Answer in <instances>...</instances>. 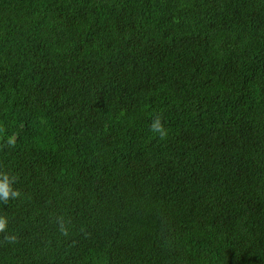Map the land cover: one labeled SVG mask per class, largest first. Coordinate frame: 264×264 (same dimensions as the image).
I'll use <instances>...</instances> for the list:
<instances>
[{
    "label": "trees",
    "instance_id": "16d2710c",
    "mask_svg": "<svg viewBox=\"0 0 264 264\" xmlns=\"http://www.w3.org/2000/svg\"><path fill=\"white\" fill-rule=\"evenodd\" d=\"M0 172V264H264V0H0Z\"/></svg>",
    "mask_w": 264,
    "mask_h": 264
},
{
    "label": "clouds",
    "instance_id": "9594fccd",
    "mask_svg": "<svg viewBox=\"0 0 264 264\" xmlns=\"http://www.w3.org/2000/svg\"><path fill=\"white\" fill-rule=\"evenodd\" d=\"M166 29L169 35H174L178 42L182 41L181 30L179 24V18L175 17L174 20L170 15L166 20ZM153 133H158L161 136L166 135V132L163 128V125L160 123V120L157 119L151 128ZM14 142V141H12ZM15 177L10 173L0 172V201H8L11 197H19L20 191L18 189L14 190ZM9 224V219L7 216L0 215V232H4L7 229ZM63 229V224H61ZM10 240H15V237H9Z\"/></svg>",
    "mask_w": 264,
    "mask_h": 264
}]
</instances>
